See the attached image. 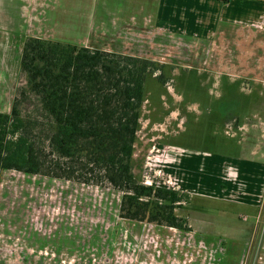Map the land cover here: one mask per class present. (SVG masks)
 <instances>
[{"label": "rangeland", "instance_id": "1", "mask_svg": "<svg viewBox=\"0 0 264 264\" xmlns=\"http://www.w3.org/2000/svg\"><path fill=\"white\" fill-rule=\"evenodd\" d=\"M138 1L148 5L142 16L156 4L157 25L176 39L154 56L163 70L147 80L136 173L148 185L165 178L161 147L180 150L173 156L189 200L176 215L192 232L120 218L122 194L112 189L3 171L0 264H176L173 253L189 244L190 256L224 252L221 264H244L255 209L234 199L230 169L219 172L261 161L249 147L264 149V0ZM103 2L0 0V110L12 104L22 44L33 37L85 47ZM100 37L92 43L101 46Z\"/></svg>", "mask_w": 264, "mask_h": 264}, {"label": "trees", "instance_id": "2", "mask_svg": "<svg viewBox=\"0 0 264 264\" xmlns=\"http://www.w3.org/2000/svg\"><path fill=\"white\" fill-rule=\"evenodd\" d=\"M162 68L138 56L28 38L11 111L0 112V183L3 171H16L112 189L122 194L120 218L190 233L176 215L189 196L146 185L136 173L146 84ZM157 79L164 85L163 74Z\"/></svg>", "mask_w": 264, "mask_h": 264}, {"label": "crops", "instance_id": "3", "mask_svg": "<svg viewBox=\"0 0 264 264\" xmlns=\"http://www.w3.org/2000/svg\"><path fill=\"white\" fill-rule=\"evenodd\" d=\"M104 1L105 2H103L100 7L101 10L99 9L97 11L98 15L89 25L90 34L86 36V40L88 41L85 43L87 47L99 48L107 52L138 56L152 61L157 60L154 56L160 53H166L170 47H173V40L169 41L168 39H176L174 38L176 37V34L171 32V29L167 28V26L161 27L157 25L158 21L155 15L152 14V10L155 11L154 7H156V4L150 7L151 10L146 16H142L143 12L147 11L148 5L145 6V4L141 1ZM217 1L222 3L221 0ZM231 1L234 3L237 0H230V2ZM263 16L264 13H262L259 17L263 18ZM154 19H156V21ZM178 34L181 37L184 36L182 33ZM99 35L102 39L101 46H97L98 44L92 43L94 38H99ZM115 40L116 42H114ZM168 42H170L171 45L168 46ZM105 44L106 46H103ZM23 45L24 43L22 44L20 52H22ZM20 60L21 54L18 62V70H20ZM11 106L12 104H10L6 110H0V112L9 113L11 111ZM161 149L165 151H163L165 154L164 156H161L160 161L162 162L160 168L165 172L166 177L163 178L161 176H156V182L153 181L154 183L149 184L159 186V181L163 180L164 182H161L163 184L160 186H165L166 188L177 190L186 194L187 189L183 186L186 175L175 167V159L177 156H173V154L180 150H173L175 152L172 154L170 152V148L164 149L161 147ZM249 150L252 157L260 155L261 161L264 160V149L258 148V146L255 145L253 147H249ZM261 161L252 159L233 161L229 166L220 165L219 173H221V175L224 174L225 176L226 171L230 169V174L232 176H229V179L232 186H234V189L231 188L235 191L234 199L255 209L249 210L252 213L250 218L254 221V226L251 230L248 241L244 243L246 244L244 264H247L249 259V264H264V162L262 163ZM209 164L212 165L214 163ZM144 182L147 184L146 181ZM190 247L191 246L189 244L188 251H190ZM219 250H221V248ZM180 251V254L179 252H175L172 255L176 258V264H180L181 262L183 263L184 257H189V264H221L223 260L225 261L226 259L224 252L220 255L217 252L210 258H201V252L198 253L197 256H194L195 254L190 256L188 251L185 252L183 249ZM177 258L182 259L178 260Z\"/></svg>", "mask_w": 264, "mask_h": 264}, {"label": "flooded vegetation", "instance_id": "4", "mask_svg": "<svg viewBox=\"0 0 264 264\" xmlns=\"http://www.w3.org/2000/svg\"><path fill=\"white\" fill-rule=\"evenodd\" d=\"M235 103H233V105H234ZM234 108V107H233ZM235 110H236V106H235V108H234Z\"/></svg>", "mask_w": 264, "mask_h": 264}, {"label": "built area", "instance_id": "5", "mask_svg": "<svg viewBox=\"0 0 264 264\" xmlns=\"http://www.w3.org/2000/svg\"><path fill=\"white\" fill-rule=\"evenodd\" d=\"M146 185H148V184H146Z\"/></svg>", "mask_w": 264, "mask_h": 264}]
</instances>
